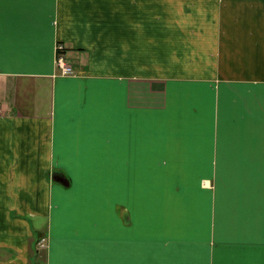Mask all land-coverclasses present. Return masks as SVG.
Here are the masks:
<instances>
[{"label": "crops", "instance_id": "0c3cea01", "mask_svg": "<svg viewBox=\"0 0 264 264\" xmlns=\"http://www.w3.org/2000/svg\"><path fill=\"white\" fill-rule=\"evenodd\" d=\"M0 264H264V0H0Z\"/></svg>", "mask_w": 264, "mask_h": 264}, {"label": "built area", "instance_id": "2783aa9c", "mask_svg": "<svg viewBox=\"0 0 264 264\" xmlns=\"http://www.w3.org/2000/svg\"><path fill=\"white\" fill-rule=\"evenodd\" d=\"M55 57H56V62L60 67L62 74L73 73L71 66L67 64L65 61V48L64 45L60 42L55 47Z\"/></svg>", "mask_w": 264, "mask_h": 264}, {"label": "water", "instance_id": "95a60500", "mask_svg": "<svg viewBox=\"0 0 264 264\" xmlns=\"http://www.w3.org/2000/svg\"><path fill=\"white\" fill-rule=\"evenodd\" d=\"M55 179L60 181L61 183L65 184V185L68 184V180L63 176L59 175V176L55 177Z\"/></svg>", "mask_w": 264, "mask_h": 264}, {"label": "rangeland", "instance_id": "374dc122", "mask_svg": "<svg viewBox=\"0 0 264 264\" xmlns=\"http://www.w3.org/2000/svg\"><path fill=\"white\" fill-rule=\"evenodd\" d=\"M58 43H59V42H57L56 45H57ZM56 45H55V47H56ZM65 61H66V59H65ZM66 63H67V61H66ZM67 64H68V63H67ZM55 65H56V69L58 70V73L62 74V73H61V69H60V67L58 66L57 62H56V57H55Z\"/></svg>", "mask_w": 264, "mask_h": 264}]
</instances>
